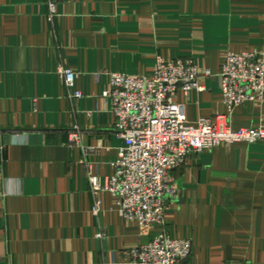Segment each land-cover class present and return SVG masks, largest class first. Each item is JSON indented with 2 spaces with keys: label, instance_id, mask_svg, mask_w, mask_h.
<instances>
[{
  "label": "crops",
  "instance_id": "1",
  "mask_svg": "<svg viewBox=\"0 0 264 264\" xmlns=\"http://www.w3.org/2000/svg\"><path fill=\"white\" fill-rule=\"evenodd\" d=\"M253 49L264 51V0H0V264H134L130 250L156 228L123 219L116 197L88 180V165L111 176L123 145L103 96L109 73L192 58L212 73L202 90H176L195 125L224 111L216 74L227 51ZM61 65L76 72L72 90ZM230 124H264V96L234 106ZM73 125L95 149L86 163L68 145ZM171 175L165 229L191 240L184 264H264V142H221Z\"/></svg>",
  "mask_w": 264,
  "mask_h": 264
},
{
  "label": "built area",
  "instance_id": "2",
  "mask_svg": "<svg viewBox=\"0 0 264 264\" xmlns=\"http://www.w3.org/2000/svg\"><path fill=\"white\" fill-rule=\"evenodd\" d=\"M55 12L48 3V19ZM57 72L65 87L72 90L76 72L59 66ZM210 69H200L190 57L164 59L156 57L154 67L143 75L109 73V88L103 96L109 99L114 115V131L122 138L114 172L101 179L88 165V180L94 194L108 191L116 197L119 215L156 228L145 244L130 250L134 264H184L192 252L189 238H172L165 229L168 200L178 195L171 171L181 166L192 153L209 150L221 142H264V124L233 129L230 117L234 106L264 96V51H227L216 74L224 111L213 117H200L195 125L186 120L183 103L175 101L181 88L185 94L202 90L200 76L208 77ZM74 97L82 93L74 90ZM68 145L82 150V162L94 147L81 144V128L73 125ZM99 211V202L92 213ZM102 235L98 233V236Z\"/></svg>",
  "mask_w": 264,
  "mask_h": 264
}]
</instances>
